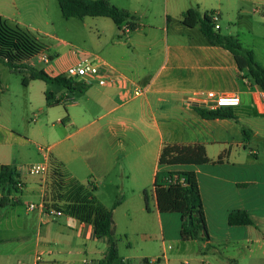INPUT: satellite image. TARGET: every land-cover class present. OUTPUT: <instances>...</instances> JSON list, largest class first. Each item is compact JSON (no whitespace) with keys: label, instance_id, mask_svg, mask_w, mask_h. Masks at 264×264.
<instances>
[{"label":"crops","instance_id":"1","mask_svg":"<svg viewBox=\"0 0 264 264\" xmlns=\"http://www.w3.org/2000/svg\"><path fill=\"white\" fill-rule=\"evenodd\" d=\"M25 8L42 19L41 28H35L34 34L41 42L40 35L59 44L65 42L54 33L42 0H0V17L25 28ZM188 8L217 12L216 30L236 36L264 66V0L178 1L174 18L166 11L163 27L137 20L138 27L126 40L115 35L110 38V56H96L97 61L121 75L122 81L92 83L72 93L40 79L29 80L25 84V111L30 122L40 123L37 129L26 126L25 134H21L0 120V166L9 165L18 171L25 156L27 163L34 164H47L52 157L76 179L80 169H85L83 183L93 181V194L104 207L112 209V218L126 200L123 196L114 206L116 198L112 195L119 180L121 187L139 194L153 183L159 169L193 171L210 238L205 243L243 241L238 252L229 256L231 262L264 264V146L255 141L264 138V112L260 110L258 88L246 83L248 79L238 70L232 54L211 44L199 24L189 27L181 22L182 12ZM222 21L227 24L225 32L220 31ZM42 43L43 52L59 45ZM74 63L62 53L46 62L35 56L25 61L26 66L43 69L50 76L65 73ZM136 89L140 92L135 93ZM46 91L51 95L50 104ZM209 91L239 97V103L230 106L235 119H208L195 112L193 105H203ZM68 98L72 100L65 101ZM243 128L248 131L246 138ZM41 132L48 144L36 148L35 137L43 138ZM164 144L202 145L211 162L159 165ZM218 157L221 160L216 162ZM19 179L23 189L17 201H1L0 191V264H35L38 253L47 264H97L106 251V238H96L92 224L63 212L46 220L40 207L26 210L28 202L43 199V187L26 172L20 171ZM105 186L111 196L104 199ZM152 201L161 221L164 212L157 209L154 191ZM237 209L246 210L253 224L229 225L227 216ZM205 248L203 245L200 252ZM119 256L123 264L131 261L128 256ZM204 256L198 255L192 264H208ZM138 258L143 264H189L178 252L166 253L164 246L160 255L150 258L142 254Z\"/></svg>","mask_w":264,"mask_h":264},{"label":"trees","instance_id":"2","mask_svg":"<svg viewBox=\"0 0 264 264\" xmlns=\"http://www.w3.org/2000/svg\"><path fill=\"white\" fill-rule=\"evenodd\" d=\"M61 14L68 17L83 18L84 16H106L120 28L126 24L130 31L138 27V17L126 9L120 8L109 0H57ZM181 22L185 26L193 27L199 24L201 32L211 44L227 49L233 56L242 76L251 83L264 90V66L254 58L251 50L242 47L238 38L233 35L222 34L214 29V25L207 12L199 16L198 12L188 8L182 12ZM44 49V44L29 30L16 24H10L0 17V63L13 70L20 71L28 68V75L22 79L25 85L31 79H40L49 84H55L70 92L83 91L88 84L83 80L65 73L55 76L48 75L43 69L26 66L25 61ZM54 55H49L52 59ZM46 102L51 103V95L46 91ZM195 112L208 119L232 118L233 110L228 107L208 109L203 105H193ZM243 134L248 137V131L243 128ZM221 157L215 161L218 162ZM211 162L205 149L199 144L176 145L164 144L158 157L159 165H190ZM49 187L43 196L46 206L61 210L78 220L93 226L96 238L105 237L107 248L97 264H123L119 256L114 238L112 209L104 207L95 197V184L87 179L84 183L71 175L64 166L52 157L49 158ZM19 179V173L9 165L0 166L1 201L14 202L7 198ZM152 188L156 197L159 212H177L180 214V237L183 241H208L206 221L202 206L201 195L196 175L190 170H165L155 172ZM121 201L117 197L114 206ZM191 220V222H189ZM229 225H251L253 219L244 209L229 212Z\"/></svg>","mask_w":264,"mask_h":264},{"label":"rangeland","instance_id":"3","mask_svg":"<svg viewBox=\"0 0 264 264\" xmlns=\"http://www.w3.org/2000/svg\"><path fill=\"white\" fill-rule=\"evenodd\" d=\"M25 1L29 2V0ZM42 1L46 4L47 17L51 21L50 25L54 33L58 38L65 41L59 44L57 40H47L45 37L43 39L42 35H40L42 42L47 44L57 42L59 44L56 49L51 48L49 51L45 49L44 53L48 56V59L49 55H54L53 58H55L58 53H62L75 60L73 65L83 59L96 62V56L101 58L110 56L111 46L109 40L112 36L115 35L121 40H126L132 34V31H120L109 17L84 16L83 18H66L61 14L57 0ZM109 1L120 8L135 11L138 16V22L143 25L163 27L167 16L166 11L174 18L175 3L182 0ZM25 7L27 8V5ZM26 8L25 28L33 34H37L35 28H41L42 19L31 15ZM197 12L202 17L204 11L199 9ZM225 26H227L226 22L222 21L221 32H225ZM156 31L157 33H162V30ZM74 49L78 51L74 53ZM52 59H49V61ZM34 62L36 61L34 60ZM42 64L37 63V66H42ZM27 75V67L18 71L0 64V120L5 123L8 122L21 134H25L26 126L37 129V125L40 123L39 120L36 124L35 122H30L25 111V85L22 83V79ZM35 118L38 119V115ZM41 134L43 138L35 137L36 148L39 146L46 147L48 144L46 142V134L42 132ZM255 141H258L260 147L264 146V138L259 137ZM246 151H249V149L246 148ZM23 157L21 166L23 168L22 172L25 174V167L34 163H27L29 161H25V156ZM84 173L85 169H80L78 180L81 182L84 180L81 177ZM30 176L40 183L45 194L50 183L49 173L46 175L30 174ZM118 184V188L114 190L112 198L120 197L123 199L124 196L126 200L114 212V238L119 253L131 259L129 264H143L138 258L139 256L145 254L151 258L157 254L160 255L163 246L166 249V253L178 252L180 259L188 260L189 264H192L198 255H205L202 259L208 264H234L229 259V256L238 252V246H242L244 244L243 241L227 243L213 240L209 243H205L203 240L183 241L180 237L181 222L177 213L164 212L161 214V221H159L152 201L153 188L151 183L145 186L144 191L141 190L139 194L132 193L125 187H121L120 180ZM107 196H111L107 192V187H102V197L105 199ZM162 231L165 232L164 238H162ZM163 240L164 245L162 244ZM168 245L171 248H168ZM203 245L206 247L205 251L200 252ZM180 248L182 250H179Z\"/></svg>","mask_w":264,"mask_h":264},{"label":"built area","instance_id":"4","mask_svg":"<svg viewBox=\"0 0 264 264\" xmlns=\"http://www.w3.org/2000/svg\"><path fill=\"white\" fill-rule=\"evenodd\" d=\"M210 19L214 25V29H218L219 25L217 24L218 13L210 12L208 14ZM120 31L127 32L129 31L128 26L126 24L121 25ZM35 57L39 60L46 62L48 60V56L43 52L39 51ZM65 74L73 77H81L82 80L89 84L92 83H102V82H111V81H122L123 77L121 75L113 73L112 69H110L107 65H105L101 61H88L86 59L79 60L76 65H72L68 67L65 71ZM246 83H250L249 80H246ZM258 88L259 98L261 101V112H264V90ZM140 92V90L136 89L135 93ZM72 98H68L65 101H71ZM239 103V97L234 94H215L214 92H206V100L203 101V106L208 109H216L221 107L235 106ZM22 167L17 171L18 173L22 171ZM49 170V164H29L25 167V172L28 174L35 175H46ZM23 189V182L21 179H18L16 182V189L12 191L7 198L11 201H17L19 196L21 195V190ZM40 207L42 211V216L46 220L54 219L60 215H62V211L56 209L51 206H46L44 204L43 199H41L38 203L28 202L25 205L26 210H34L35 208ZM35 264H47V261L44 257L38 253L35 255Z\"/></svg>","mask_w":264,"mask_h":264},{"label":"water","instance_id":"5","mask_svg":"<svg viewBox=\"0 0 264 264\" xmlns=\"http://www.w3.org/2000/svg\"><path fill=\"white\" fill-rule=\"evenodd\" d=\"M189 222H191V220H189Z\"/></svg>","mask_w":264,"mask_h":264}]
</instances>
